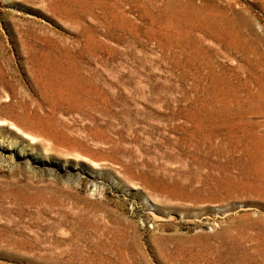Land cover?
I'll use <instances>...</instances> for the list:
<instances>
[{"label":"rangeland","instance_id":"obj_1","mask_svg":"<svg viewBox=\"0 0 264 264\" xmlns=\"http://www.w3.org/2000/svg\"><path fill=\"white\" fill-rule=\"evenodd\" d=\"M0 82L86 149L0 119V264H264V197L202 184L220 90L264 133V0H0Z\"/></svg>","mask_w":264,"mask_h":264},{"label":"bare ground","instance_id":"obj_2","mask_svg":"<svg viewBox=\"0 0 264 264\" xmlns=\"http://www.w3.org/2000/svg\"><path fill=\"white\" fill-rule=\"evenodd\" d=\"M3 86H5V85H3ZM1 88H2V86H1ZM225 92H224V90H220V93H221L220 94L221 95V104H220V108H219L220 126H219V128H217L218 130L216 133L218 143L216 144L215 148H213L211 151H209L208 157H206L205 154H203V156L207 158L206 160H204L203 165L205 166L206 170H209V171L206 172L205 174H203L202 184L207 186L208 183H210V181L213 179L216 183L215 188L217 189V191L219 192L221 197H228V196L234 197L238 193L240 195H243V194L255 195L256 197H259V198L264 197V133L260 134L257 131L258 134H256V135L254 134V135L248 137V140H247V136H246L245 132L243 133V135H240L237 133V129H236L237 126H235V124H234V121L236 119L234 116V113H233V117L227 116L228 105L225 102ZM3 111H4V109H3ZM231 113H232V110H231ZM0 119H5V120L9 119V120L13 121V123H12L13 126L18 128L19 130H21L23 133L30 135L28 137H32V139H39L40 138L42 140L49 142L50 145L52 146V148H50L51 150H53L57 145H59V146L65 148L64 150H66L67 155L68 154L70 155L69 157H71V155H74V157L77 155H79V156L81 155L82 157L85 156V153H86L85 150L86 149L83 150L82 147L77 146V145H73L72 144L73 142L71 143L69 140H65V139L64 140H58V138L56 136H54L48 130V128L45 127V125H43L42 123L40 124L39 121L38 122L35 121L34 118H32V120L28 118V119H25L24 121H22L23 118L19 119L15 115L10 116L8 114L0 112ZM248 131H251V130H248ZM96 140H97V138H96ZM112 143H114V142L112 141ZM33 146H34V144H33ZM59 146H57V147H59ZM211 147H213V146H211ZM55 149H54V151H55ZM40 150H41V147L38 151L40 152ZM35 151H37V150H35ZM55 154H56V151H55ZM67 155H66V157H67ZM47 156H49V155H47ZM106 160H108V159H106ZM0 161H2V162L4 161L3 157L1 155H0ZM211 161H213L215 163V167H213L215 173H212L211 172L212 169H209L210 165L208 166V164H210ZM31 163L34 164V162H31ZM28 164L29 163H27L26 165H28ZM30 166H31V164L28 165L29 169H30ZM21 197H23V199H26L27 202L31 201V199H32L30 196H28V197L21 196ZM216 198H218L217 195H212L210 197V201L212 199L214 201V199H216ZM217 202H218V200H217ZM14 210H15V208H14ZM17 210L15 211L16 213H17ZM7 213H9V214H7V216H9V217H10V214H13L12 210L8 211ZM20 214H22V213H20ZM20 214L18 216H20ZM20 221H22V220H20ZM17 223H15L12 227L5 223L8 226V229H7V231H4L5 239L3 238V235L0 234V242L1 241L5 242V241H8L10 239H13V236L15 235L14 234L15 227L19 224H22L23 222L22 223L20 222L18 224ZM1 227L2 226L0 225V228ZM31 229H33V228H31ZM19 230L22 232L20 227H19ZM20 231H15V232H20ZM36 233H38V232H36ZM19 234H17V235H19ZM25 236H26V234H25ZM38 237H40V236H38ZM23 240H25V239H23ZM19 243H18V245H19ZM23 248H24V246H23Z\"/></svg>","mask_w":264,"mask_h":264}]
</instances>
